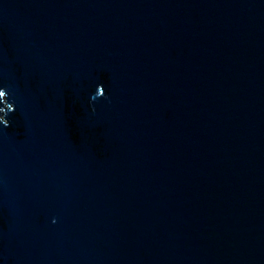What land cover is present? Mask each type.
<instances>
[{"label":"water","instance_id":"water-1","mask_svg":"<svg viewBox=\"0 0 264 264\" xmlns=\"http://www.w3.org/2000/svg\"><path fill=\"white\" fill-rule=\"evenodd\" d=\"M0 264H264V0H0Z\"/></svg>","mask_w":264,"mask_h":264}]
</instances>
